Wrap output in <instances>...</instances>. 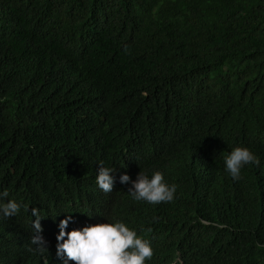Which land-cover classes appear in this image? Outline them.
<instances>
[{
  "label": "trees",
  "instance_id": "trees-1",
  "mask_svg": "<svg viewBox=\"0 0 264 264\" xmlns=\"http://www.w3.org/2000/svg\"><path fill=\"white\" fill-rule=\"evenodd\" d=\"M235 147L260 160L239 180ZM141 171L173 201L135 200ZM4 190L31 235L38 208L42 235L124 222L146 264H264V0H0ZM17 249L0 236V264H52Z\"/></svg>",
  "mask_w": 264,
  "mask_h": 264
},
{
  "label": "clouds",
  "instance_id": "clouds-1",
  "mask_svg": "<svg viewBox=\"0 0 264 264\" xmlns=\"http://www.w3.org/2000/svg\"><path fill=\"white\" fill-rule=\"evenodd\" d=\"M224 163L227 172L235 180H239L241 169L245 165L255 164L258 167L260 160L249 148L235 147L226 156ZM119 179L121 184H131L128 192L135 200L153 205L173 201L176 193L177 186L167 184L160 171H156L151 178L141 171L135 180L126 173ZM115 182L113 170L104 167L101 162L96 177L98 187L104 193H111ZM8 196L7 190L0 193V236L14 248H18L14 255L30 259V251L41 256L46 253L47 258L50 256L52 264H146L154 255L150 241L139 236L121 221L97 223L83 228L77 223L72 231H67L69 221H73V217L69 215L60 221L59 234H43L54 236V239L48 242L42 235L39 209L31 210L36 218L33 221L34 234L31 235L14 222L13 218L20 212L21 204L15 200L3 203L4 198ZM25 210L27 211L26 207ZM147 231L151 232L152 229ZM32 245L36 248L33 249ZM257 246L264 247L259 243Z\"/></svg>",
  "mask_w": 264,
  "mask_h": 264
}]
</instances>
